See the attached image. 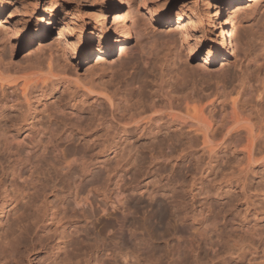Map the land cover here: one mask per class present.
<instances>
[{"label": "rangeland", "instance_id": "obj_1", "mask_svg": "<svg viewBox=\"0 0 264 264\" xmlns=\"http://www.w3.org/2000/svg\"><path fill=\"white\" fill-rule=\"evenodd\" d=\"M194 1L108 2L102 23L100 0H0V29L9 37L0 40V54L24 66L51 53L81 77L96 72L112 81H122L126 68L143 58L147 65L140 63L137 75L157 72L155 57L142 52L147 37L131 28L122 47L115 42L109 16L121 6L128 25L141 24L142 15L152 22L157 43L174 37L182 44L185 33L194 47L189 56L180 49L188 74H200L203 65L213 76L259 74L264 85V0H236L232 22L220 18L223 39L211 34L214 9L203 15L202 29H183L198 20L191 15ZM48 16L40 43L35 24ZM106 42L111 53L96 69L94 54ZM171 66L169 57L163 70ZM44 92L34 97L28 123L21 111L0 106V202H10L0 234L14 232L23 248L9 264H264V139L250 164L239 150L211 154L161 124L123 130L88 96ZM41 203L58 214L48 224L36 217ZM101 243L107 257L88 256Z\"/></svg>", "mask_w": 264, "mask_h": 264}, {"label": "bare ground", "instance_id": "obj_2", "mask_svg": "<svg viewBox=\"0 0 264 264\" xmlns=\"http://www.w3.org/2000/svg\"><path fill=\"white\" fill-rule=\"evenodd\" d=\"M115 1L127 4L129 0H100L101 9L96 14L97 21L105 22L109 12L107 4L108 2L112 4ZM235 1L195 0L191 3L193 6L191 15L197 16L198 20L193 21L190 26L187 24L182 26L183 29H187V27L194 30L202 29L205 20L203 15L206 11L214 9V14L209 19V27L212 30L211 34L217 33L218 36L222 37L223 31H218L222 28L220 18L225 16V24L232 22L230 7ZM203 5L205 8L201 11L200 7ZM142 16L141 24L137 25V21L132 20L128 25L129 13L118 6L115 7L109 18H111V26L116 36L115 42L121 44L120 47L127 41L131 28L138 36L147 37L142 52L147 56L153 55L155 57L153 67L157 65V72H145L142 78L138 76V65L140 63L143 66L147 65L148 60L143 58L142 61L135 62L126 68L127 71L123 72L122 81H112L110 79L105 80L96 72L81 77L77 71H69L66 63H62L63 59L59 60L51 53L40 61L28 62L24 66L13 63V56L7 57V55L0 54V106L2 105L4 109L19 110V113L21 111V119L25 118L23 122H26L28 121L27 118H30L28 116L32 114V102L36 95H43L44 91L48 89L61 88L71 98L88 96L103 103L105 111L109 115L108 118L111 119L110 122L116 119L115 123L118 122L123 130L128 126L133 129H140L143 126L161 124L170 127L172 130H177L195 141L201 150L211 154L220 148L230 146L245 154L247 161L251 164L260 140L264 139V111L260 110L261 102L264 99V85L259 74L251 77L238 74L213 76L206 72L203 65L199 68L200 74H188L187 69H189L190 64H188L187 58H181L180 49L182 47L189 56L194 52V47L185 38V33L181 36L182 44H177V40L173 39L174 37L167 38L168 40L162 39L157 43L153 35L150 37L153 28H151L152 22H148L145 15ZM51 18V16L47 20L38 18L35 24L34 35L35 38L40 39V43L43 42L41 39L46 37ZM2 29H0V40L8 37L6 34L8 31ZM229 31L230 38H233V28L231 27ZM57 39L62 38L59 35ZM6 40L9 41V39ZM233 41L231 40L230 44L236 46L235 41ZM110 53L111 45L109 42L98 47L94 54V68H101ZM122 53L123 50L120 48L118 55ZM169 57L172 66L169 72H165L163 67ZM177 61L183 62L178 65ZM222 65L224 64L220 63L219 66L222 67ZM143 78L145 80H142ZM147 79L149 81H146ZM145 84L148 85L149 90H145ZM45 128L47 130V127ZM48 128V130H53L52 127L48 126ZM9 203L8 200L0 202V220L5 217L4 212L9 207ZM41 204V211L36 213V217L39 222H47L48 224V221H53L58 214L48 205ZM16 242L14 232H2L0 234V260L4 262L3 264H9V261L18 262L14 255L20 253L23 248L20 243L15 244ZM103 243L94 250L86 252L88 256L92 254L99 256V253L103 252L101 257H105L107 250ZM73 249L79 250L75 245ZM89 260L85 259V261ZM99 261L102 264V261ZM107 264L111 263L107 262Z\"/></svg>", "mask_w": 264, "mask_h": 264}]
</instances>
